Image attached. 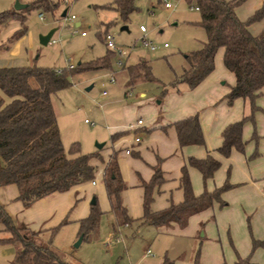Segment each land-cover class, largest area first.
<instances>
[{"label":"trees","instance_id":"obj_1","mask_svg":"<svg viewBox=\"0 0 264 264\" xmlns=\"http://www.w3.org/2000/svg\"><path fill=\"white\" fill-rule=\"evenodd\" d=\"M184 1L189 6L198 8L197 23L204 30L205 41L199 49L184 55L185 66L171 84L184 82L188 88L195 87L212 71L214 55L218 49H221L222 65L234 77V83L225 95L226 102L230 104L235 98H246L249 101L250 114L228 123L223 128L220 145L215 151L223 157H227L232 149L243 153L246 141L242 139V129L245 123H250L253 129L249 140L253 141L254 149L246 159L257 157L259 137L254 128V112L260 109L256 105V99L264 87V28L253 36L247 26L264 16V0L245 21L239 20L235 14L236 6L243 0ZM58 3V0H34L22 10L1 11L0 28L13 17H18L22 21L28 6L35 7L41 12L52 13ZM112 5L122 19H125L134 8L133 0H113ZM22 34L21 30L13 34L6 43L0 42V48H6ZM108 51L113 53L109 49ZM105 63L106 59H101L98 65ZM85 65H80L76 70L91 68ZM67 70L75 69L72 67ZM129 70V84L137 79L153 80L150 67L145 61L130 66ZM68 85L64 70L39 67L34 64L0 67V186L14 184L17 189L16 199L20 200L24 207L39 198L65 191L93 178L95 166L90 164V159L98 157L97 154L78 153L77 145L73 142L71 150L75 155H67L56 125L51 96ZM173 126L179 146L203 144L196 114L175 121ZM219 165V161L209 153L203 158L188 157L186 164L181 167L182 200L157 211L149 208L152 189L162 181L160 171L154 169L151 178L143 182L142 215L137 219L129 218L121 206L120 193L124 184L115 160L109 159L105 163L101 181L111 202V211H118L121 215V225L130 226L131 223L135 224V227L176 225L183 228L189 216L211 207L213 203L222 207L224 201L221 199V194L232 187L226 178L220 186L210 191L204 189L200 194L194 195L186 167L196 169L205 182ZM102 213L96 201L89 205L88 214L77 221V234L81 239L88 237L97 229ZM63 223L64 220L57 226L49 228V235H53L57 227ZM0 225L7 233V236L0 237V243L19 245L10 264H65L54 249L35 240L41 231L16 226L1 204ZM202 226L203 223H200L199 229ZM115 227L112 223L113 231ZM263 245L264 239L251 238L252 250ZM198 255L197 248L192 264H200ZM161 264H170V262L164 258ZM232 264L254 263L249 261V256L240 257L236 254Z\"/></svg>","mask_w":264,"mask_h":264},{"label":"rangeland","instance_id":"obj_2","mask_svg":"<svg viewBox=\"0 0 264 264\" xmlns=\"http://www.w3.org/2000/svg\"><path fill=\"white\" fill-rule=\"evenodd\" d=\"M16 1L28 5L34 0H0V12L12 10ZM58 1L52 13L42 12V20L38 18L41 11L32 6L25 9L22 21L18 17L10 18L0 28V40L6 43L22 30L23 34L10 43L15 56L27 65L65 71L69 85L51 96L61 143L67 155H75L71 150L73 142L78 153L89 154L96 149L95 144L106 142L105 126L110 124L109 118L119 113L137 93L131 90L127 91L129 94L125 93L128 59L111 54L103 36L110 35L116 47L150 65L154 80L137 84L148 97L160 93L162 86L166 88L180 73L183 56L202 46L205 33L197 23L199 12L184 0H167L170 8H164L161 0H133L134 8L125 19L112 8L113 0ZM63 10L65 15L61 16ZM70 16L73 18L69 19ZM140 25L145 32L139 30ZM50 30L48 42L40 44L39 37ZM141 38L150 41L155 50L142 46ZM101 59H106L104 65H98ZM120 59L123 62L121 67L117 66ZM68 63L75 70H67ZM84 64L91 68L76 70ZM259 99L264 105V87ZM260 127L264 128V118H254V128L259 131ZM258 159L264 162V151ZM95 172L96 168L92 178L96 185L82 182L77 200H71L59 220L66 214L68 219L76 217L81 206L87 205L91 197L99 208L102 202L107 205L102 176ZM15 219V223L22 225L17 216ZM59 220L52 219V225L57 226ZM110 222V215L102 213L97 229L81 239L77 246L74 243L80 235L75 221L60 224L51 236L48 231L40 232L35 240L49 245L65 264H158L163 257L172 264H191L197 248L193 239L161 234L153 228L135 227L132 223L128 227L118 223L114 229L118 232L115 233ZM5 236L7 233L0 231V237ZM109 238L110 242L106 244ZM197 239L203 241L202 237ZM146 248L150 250L149 255H144ZM18 249L17 243H0V264H10ZM198 249L200 253L201 247ZM207 251L214 254L213 248L209 247Z\"/></svg>","mask_w":264,"mask_h":264},{"label":"crops","instance_id":"obj_3","mask_svg":"<svg viewBox=\"0 0 264 264\" xmlns=\"http://www.w3.org/2000/svg\"><path fill=\"white\" fill-rule=\"evenodd\" d=\"M262 1L243 0L235 8L236 16L239 20L245 21L259 8ZM263 28L264 16L247 26L253 36ZM0 42L4 44L1 40ZM221 56L222 50L218 49L214 55L212 71L195 87L188 88L184 82L171 84L185 66L184 61L180 73L168 83L166 88L162 86L160 93L145 97V90L138 85L148 80L137 79L129 84V67L145 60L131 57L127 52L124 57L128 59L125 67L127 78L125 93L129 94L127 91L130 90L137 93L133 95L129 103L122 106L119 113L109 118L110 124L105 126L106 142L102 141L100 148L95 147L93 153H96L98 157L91 158L90 164L95 166L96 175H102L105 163L109 159L116 161L118 173L124 184L120 193L121 206L129 218L137 219L142 215L143 182L151 178L154 169L160 171L162 181L152 189L149 208L157 211L182 200L180 175L181 167L186 164V159L188 157L203 158L209 153L219 161L220 165L205 182L202 181L196 169L186 167L192 193L198 195L204 189L210 191L220 186L227 178L232 187L221 194L224 205L219 207L217 203H213L211 207L189 216L183 228L176 225L142 226V228L149 227L161 234H177V236L193 239L196 247L198 248V245L201 247L198 255L200 264H220L221 262L232 264L236 254L240 257L249 256L251 263L264 264V245L251 249V238L264 239V162L258 159L264 151L263 127H260L259 131L255 129L259 137L257 157L246 159V156L254 149L253 141L249 140L253 129L250 123H245L242 129V139L246 141L243 153L232 149L227 157H223L215 151L220 145L223 128L228 123L250 114L248 99L235 98L230 104L226 102L225 95L233 85L234 77L222 65ZM25 65L27 63H24L23 59L14 55L10 43L6 48H0V67ZM135 86L138 87L135 88ZM260 96L256 99V105L260 109L254 112L255 119L264 118V105L259 99ZM194 114L198 118L203 144L179 146L173 123ZM137 119L142 120L141 125L135 124ZM135 135L139 137L138 142H133ZM125 149H129V153H125ZM88 181L91 184L90 180ZM80 185L81 183L65 191L54 192L24 207L21 201L16 199V186L7 184L0 186V204L16 226L32 231L39 230L43 233L55 226L52 223L59 220L66 212L72 199L77 200ZM91 185L94 186L96 183ZM102 187L107 205L102 202L99 209L110 215V224L114 223L117 228L118 223L122 221L121 215L118 211H111V202L103 184ZM87 205L81 206L76 217L68 219L66 214L59 223L63 220L65 223L77 222L85 217L89 212L90 204L87 203ZM16 216L22 225L15 223ZM52 219L54 221L51 222ZM200 223H203L201 229H199ZM125 227L128 226L125 225ZM0 231H3L1 225ZM116 231L117 229L114 232ZM198 237H202L203 241L196 240ZM209 247L213 248L214 254H208ZM164 258L158 264H161ZM169 262L172 264L171 261Z\"/></svg>","mask_w":264,"mask_h":264},{"label":"built area","instance_id":"obj_4","mask_svg":"<svg viewBox=\"0 0 264 264\" xmlns=\"http://www.w3.org/2000/svg\"><path fill=\"white\" fill-rule=\"evenodd\" d=\"M161 3H162V6L164 8H170L171 7L170 3L167 0H161ZM192 7H193L194 10H198V8L196 6H192ZM38 18L40 20L43 19L42 12H39L38 13ZM72 18H73V16H70L69 19H72ZM139 30L141 32H145L144 27L141 26V25L139 26ZM81 34H83V32H81ZM103 40H104V43H105V46L107 47V49H109L110 51H112L114 54L118 55L120 58H124L125 57L126 52L123 49H121L119 47H116L114 45V43H113L112 38H111L110 35L105 34L103 36ZM141 44H142V46L147 47L149 50H154L155 49V46L150 41H147L144 38H141ZM122 65H123L122 59L118 60L117 66L121 67ZM72 67H73V65L71 63H68L67 64V68L70 69ZM84 121L85 122H88L87 120H84ZM135 124L136 125H141L142 124V120L141 119H137L136 122H135ZM138 141H139V137L137 135H135L134 138H133V142H138ZM124 152L125 153H129V149H125ZM90 182H91V184H94L95 183V181L93 179H91ZM115 239L117 240V238H115ZM109 242H110V238L107 239L106 244L109 243ZM149 254H150V250L148 248L145 249L144 255H149Z\"/></svg>","mask_w":264,"mask_h":264},{"label":"water","instance_id":"obj_5","mask_svg":"<svg viewBox=\"0 0 264 264\" xmlns=\"http://www.w3.org/2000/svg\"><path fill=\"white\" fill-rule=\"evenodd\" d=\"M25 7H26V4L19 3V2H17V1H16L15 4L13 5V9H14L15 11L20 10V9H22V8H25ZM64 14H65V10L62 11L61 16H64ZM121 29H125V27H121ZM51 33H52V30H50V31L47 32L46 34L40 36V37H39V43L42 44V45H45V44L48 42L49 37L51 36ZM101 145H102L101 143H97V144H95V147H96V148H100ZM94 202H95L94 197H91V199H90V201H89V204H93ZM80 240H81V236H79V237L77 238L76 242L74 243V246H77V245L79 244Z\"/></svg>","mask_w":264,"mask_h":264}]
</instances>
